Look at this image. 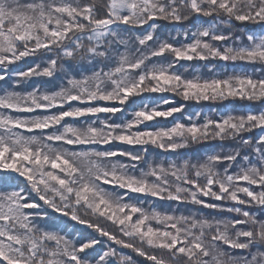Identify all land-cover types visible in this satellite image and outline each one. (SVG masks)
<instances>
[{
  "label": "snow or ice",
  "instance_id": "1",
  "mask_svg": "<svg viewBox=\"0 0 264 264\" xmlns=\"http://www.w3.org/2000/svg\"><path fill=\"white\" fill-rule=\"evenodd\" d=\"M0 264H264V0H0Z\"/></svg>",
  "mask_w": 264,
  "mask_h": 264
},
{
  "label": "trees",
  "instance_id": "2",
  "mask_svg": "<svg viewBox=\"0 0 264 264\" xmlns=\"http://www.w3.org/2000/svg\"><path fill=\"white\" fill-rule=\"evenodd\" d=\"M190 71H191V70H190ZM197 110H200V109H199V106H195V105L189 106L188 109H187V111H188L189 113H193V114H194L195 111H197ZM203 111L207 112V111H208V108L205 107V108L203 109ZM194 147H197V146H194ZM204 147H206V146H204Z\"/></svg>",
  "mask_w": 264,
  "mask_h": 264
}]
</instances>
